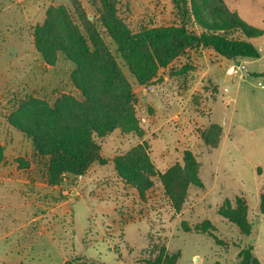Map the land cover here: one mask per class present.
I'll return each mask as SVG.
<instances>
[{
	"label": "rangeland",
	"instance_id": "374dc122",
	"mask_svg": "<svg viewBox=\"0 0 264 264\" xmlns=\"http://www.w3.org/2000/svg\"><path fill=\"white\" fill-rule=\"evenodd\" d=\"M78 1L92 19L87 0ZM120 1L133 27L147 19L172 24L189 8L182 0L174 5L172 0ZM223 2L261 32L251 39L238 31L228 34L249 40L260 58L228 61L209 48L189 49L159 70L160 81L143 87L106 39L131 85L137 128L128 133L116 129L99 140L103 162L80 178L68 175L53 188L42 179L43 161L35 158L29 141L12 128L0 129V264H155L161 250L164 257L179 252L176 264H237L238 252L247 245L264 264V215L259 213L264 195V79L258 76L264 74V0ZM60 5L72 12L68 0H0V35L12 68L0 73L4 125L10 100L32 96L53 101L61 94L79 98L69 80V62L58 58L48 66L30 53L33 32L46 10ZM17 50L22 53L18 58L13 55ZM184 67L187 71L176 75ZM213 123L220 125L221 134L210 147L203 134ZM137 145L156 174L182 163L185 151L198 162L202 186L188 188L179 213L170 207L158 177L140 197L117 176L113 159ZM237 197L244 200L252 223L249 236L218 214L226 200L233 204ZM205 222L209 226L203 232Z\"/></svg>",
	"mask_w": 264,
	"mask_h": 264
},
{
	"label": "trees",
	"instance_id": "16d2710c",
	"mask_svg": "<svg viewBox=\"0 0 264 264\" xmlns=\"http://www.w3.org/2000/svg\"><path fill=\"white\" fill-rule=\"evenodd\" d=\"M176 1L172 0L173 5ZM182 1L188 2V10L178 13L179 20L169 25L147 19L133 27L126 21L128 10L120 0H87L94 11L92 19L78 0H68L71 13L63 5L46 10L43 23L32 35V55L48 66H54L58 58L69 62V80L79 98L61 94L53 101L32 96L13 99L7 103L11 112L5 120L29 141L35 158L43 161L42 179L47 184L59 186L68 175H85L91 166L103 162L99 140L116 129L128 133L137 128L131 85L106 39L115 46L136 84L143 87L160 81L159 70L166 69L189 49L209 48L228 61L260 58L258 48L249 40L228 36L238 31L251 39L261 32L230 12L223 0ZM185 71L186 67L176 75ZM258 76L264 79V74ZM220 134V125L213 123L203 134V141L215 147ZM2 155L0 146V162ZM113 164L117 176L135 188L140 197L158 177L175 213L181 211L188 188L202 186L198 162L189 151L184 152L182 163L163 174L155 173L139 145L116 156ZM259 213L264 215V195L260 196ZM218 214L243 235H250L252 223L247 220L246 204L241 198H235L233 204L226 200ZM207 226L205 222L203 232ZM178 257L179 252L164 257L161 250L154 263L176 264ZM237 260V264H260L253 256L252 245L241 248Z\"/></svg>",
	"mask_w": 264,
	"mask_h": 264
},
{
	"label": "crops",
	"instance_id": "0c3cea01",
	"mask_svg": "<svg viewBox=\"0 0 264 264\" xmlns=\"http://www.w3.org/2000/svg\"><path fill=\"white\" fill-rule=\"evenodd\" d=\"M3 41H4V39L1 36V38H0V73H6L7 74V72L10 71L12 68L11 69L9 68L10 64H11V61H10V58L7 57L8 54L6 53V49H5L4 45H3ZM32 52H33V49L31 48L30 53L32 54ZM13 55H15V57L18 58V57H20L22 55V53L20 54V51L17 50L16 52H14ZM0 75L2 76V74H0ZM1 78L3 79V77H1ZM0 123H1L0 124V129L1 130H6V129L9 130L10 128H12L8 124H6V125L2 124L1 121H0ZM3 133H4V131L1 132V134H3ZM53 188H55V186H53Z\"/></svg>",
	"mask_w": 264,
	"mask_h": 264
},
{
	"label": "built area",
	"instance_id": "2783aa9c",
	"mask_svg": "<svg viewBox=\"0 0 264 264\" xmlns=\"http://www.w3.org/2000/svg\"><path fill=\"white\" fill-rule=\"evenodd\" d=\"M232 72L231 69H229L228 73L230 74ZM262 87H264V85H262ZM81 176L79 175L78 178H80Z\"/></svg>",
	"mask_w": 264,
	"mask_h": 264
}]
</instances>
